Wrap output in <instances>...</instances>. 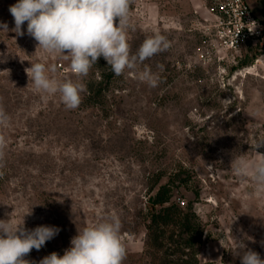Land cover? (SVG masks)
Returning <instances> with one entry per match:
<instances>
[{
    "label": "rangeland",
    "instance_id": "rangeland-1",
    "mask_svg": "<svg viewBox=\"0 0 264 264\" xmlns=\"http://www.w3.org/2000/svg\"><path fill=\"white\" fill-rule=\"evenodd\" d=\"M17 2L0 0V23L9 29L0 31V106L10 118L0 126L7 140L0 220L60 229L24 259L63 256L78 231L116 217L123 264H158L147 247L148 207L165 185L173 202L201 220L198 264H241L239 241L264 259V190L233 171L237 159H264V146L256 148L264 141L263 50L249 44L234 61H201L205 0H133L131 51L156 33L172 45L139 66L158 75L157 86L128 70L114 75L103 57L77 77L67 59L37 48L27 22L23 36L12 31L9 7ZM35 62L55 64L57 78L85 85L77 109L34 87L25 69Z\"/></svg>",
    "mask_w": 264,
    "mask_h": 264
},
{
    "label": "clouds",
    "instance_id": "clouds-1",
    "mask_svg": "<svg viewBox=\"0 0 264 264\" xmlns=\"http://www.w3.org/2000/svg\"><path fill=\"white\" fill-rule=\"evenodd\" d=\"M133 0H18L9 7L14 18L17 35L25 33L22 26L27 22V34L37 41L38 47L47 53H58L70 62L77 77H85L100 57L107 62L116 76L126 70L134 72L140 82L156 87L158 75L149 67L140 69L146 60L168 51L171 42L165 35L156 33L147 37L133 53L128 42L131 4ZM6 23H0V31L7 32ZM162 71L164 66L158 64ZM29 81L40 92L47 95L60 94L67 110H75L82 103L86 91L81 82L59 79L55 76V64L42 62L31 64L25 69ZM9 116L0 106V126H7ZM6 137L0 134V161L5 155ZM264 146L259 142L256 148ZM233 171L239 177H251L258 190H264V159L249 163L245 159L235 160ZM121 222L116 217L103 219L85 227L71 239V247L63 256L56 252L45 256L39 264H123L127 247L121 236ZM52 226L34 229L10 220H0V264H32L25 260L32 249L40 250L47 241L59 232ZM241 264H264L260 254L246 250L243 241L237 245Z\"/></svg>",
    "mask_w": 264,
    "mask_h": 264
},
{
    "label": "trees",
    "instance_id": "trees-1",
    "mask_svg": "<svg viewBox=\"0 0 264 264\" xmlns=\"http://www.w3.org/2000/svg\"><path fill=\"white\" fill-rule=\"evenodd\" d=\"M148 215L147 247L160 256L158 264H198L201 220L193 208L172 201L170 185L161 187L151 199Z\"/></svg>",
    "mask_w": 264,
    "mask_h": 264
},
{
    "label": "built area",
    "instance_id": "built-area-1",
    "mask_svg": "<svg viewBox=\"0 0 264 264\" xmlns=\"http://www.w3.org/2000/svg\"><path fill=\"white\" fill-rule=\"evenodd\" d=\"M205 6L208 19L201 61L218 55L234 61L249 44L264 52V19L255 15L247 0H205Z\"/></svg>",
    "mask_w": 264,
    "mask_h": 264
},
{
    "label": "crops",
    "instance_id": "crops-1",
    "mask_svg": "<svg viewBox=\"0 0 264 264\" xmlns=\"http://www.w3.org/2000/svg\"><path fill=\"white\" fill-rule=\"evenodd\" d=\"M256 16L264 19V0H247Z\"/></svg>",
    "mask_w": 264,
    "mask_h": 264
}]
</instances>
